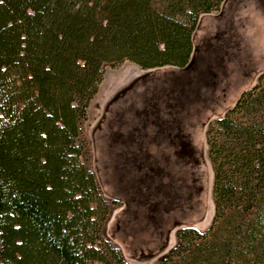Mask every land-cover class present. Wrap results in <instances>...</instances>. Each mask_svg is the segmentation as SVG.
<instances>
[{
    "label": "trees",
    "instance_id": "trees-1",
    "mask_svg": "<svg viewBox=\"0 0 264 264\" xmlns=\"http://www.w3.org/2000/svg\"><path fill=\"white\" fill-rule=\"evenodd\" d=\"M224 0H0V264H127L82 136L106 68H185ZM213 218L160 264H264V73L205 134Z\"/></svg>",
    "mask_w": 264,
    "mask_h": 264
},
{
    "label": "rangeland",
    "instance_id": "rangeland-1",
    "mask_svg": "<svg viewBox=\"0 0 264 264\" xmlns=\"http://www.w3.org/2000/svg\"><path fill=\"white\" fill-rule=\"evenodd\" d=\"M191 62L106 68L82 126L111 208L104 234L127 264H160L176 233L205 232L213 174L205 134L264 73V0H224L201 16Z\"/></svg>",
    "mask_w": 264,
    "mask_h": 264
},
{
    "label": "crops",
    "instance_id": "crops-1",
    "mask_svg": "<svg viewBox=\"0 0 264 264\" xmlns=\"http://www.w3.org/2000/svg\"><path fill=\"white\" fill-rule=\"evenodd\" d=\"M204 16V15H203ZM193 50H194V46H193ZM193 54V53H192ZM191 58H192V56H191ZM191 62V61H190Z\"/></svg>",
    "mask_w": 264,
    "mask_h": 264
}]
</instances>
